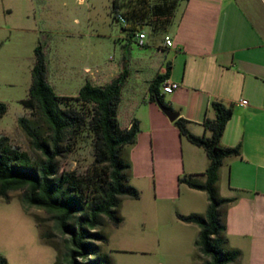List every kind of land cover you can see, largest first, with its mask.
Listing matches in <instances>:
<instances>
[{"label":"rangeland","instance_id":"1","mask_svg":"<svg viewBox=\"0 0 264 264\" xmlns=\"http://www.w3.org/2000/svg\"><path fill=\"white\" fill-rule=\"evenodd\" d=\"M112 1L0 0V101L6 105L0 117V135L8 136L13 145L33 159L41 154L30 147L18 118L31 117L20 101L28 97L34 48L38 44L45 54L48 83L61 96H76L86 81L108 83V67L121 63L122 52L128 60L131 83L139 82L146 74L136 69H148L160 61L157 45L167 32L153 34L146 26L137 27L134 34L122 31V25L113 18ZM171 29L170 25L166 28L169 32ZM139 30L147 32L143 45L136 39ZM123 97L121 110L140 118L145 100L138 98V103L132 105L127 103L125 92ZM123 118L121 124L125 122ZM38 124L45 135V125ZM64 145L67 150L58 157L60 168L83 172L93 160L90 134L84 131L76 139H67ZM140 146L137 133L135 142L123 150L130 162L129 182L140 196L121 197L118 213L122 221L118 226L105 219L100 230L107 241L101 244V252L108 256L109 264H199L201 259L194 257L196 232L175 212L178 204L181 214L200 213L194 211L200 210L199 203L183 202L188 196L182 190L179 202L155 199L152 166L145 164ZM217 187L219 194H228L223 186ZM19 193L10 191L9 201L0 198V254L8 264H53L57 253L63 251V237L54 234L53 221L43 209L31 207L24 212ZM44 231L53 234L49 240L57 249L41 238ZM250 242L227 240L228 245L240 251L230 264H264V242L259 246Z\"/></svg>","mask_w":264,"mask_h":264},{"label":"trees","instance_id":"2","mask_svg":"<svg viewBox=\"0 0 264 264\" xmlns=\"http://www.w3.org/2000/svg\"><path fill=\"white\" fill-rule=\"evenodd\" d=\"M187 0H113V18L121 14L126 24L123 31L134 34L137 27H148L153 34L166 31L173 23L178 5ZM141 31V30H139ZM35 63L31 69L28 97L21 103L29 109L31 117L20 116L18 125L29 140L30 147L41 157L30 154L11 143L6 135H0V198L9 201L10 191H19L24 212L31 207L43 209L53 221L55 235L63 237V251H59L53 264H109V258L101 252V244L107 241L100 230L107 219L118 226L122 217L118 213L121 197L139 198L138 189L129 182V160L124 147L135 142L140 130L133 118L127 127L118 120V106L127 69L104 85L86 81L76 96L55 93L47 80L46 58L41 44L34 48ZM165 71L156 74L148 85L149 100L171 108L161 92L163 82L169 77L170 61ZM213 118L205 117L202 124L209 135H197L188 127V120L180 115L173 123L181 136L190 143L202 147L208 165L202 173L178 177L179 183L202 190L207 195L204 213L176 212L179 220L196 224L199 228L194 240L195 258L199 264H230L240 256L237 248L227 246L226 224L223 208L234 197H224L218 192L219 168L226 157L240 155V145L225 146L221 138L233 105L219 100L210 103ZM6 105L0 101V117ZM39 122L46 127L44 135ZM86 131L91 136L93 160L83 171L61 169L58 157L66 152L64 145L69 138L76 139ZM41 238L57 249L49 238L52 233L41 232ZM0 264H8L0 254Z\"/></svg>","mask_w":264,"mask_h":264},{"label":"crops","instance_id":"3","mask_svg":"<svg viewBox=\"0 0 264 264\" xmlns=\"http://www.w3.org/2000/svg\"><path fill=\"white\" fill-rule=\"evenodd\" d=\"M170 27L166 32L173 44L165 46L161 37L157 45L160 61L148 69H136L146 71L139 82L131 83V71L127 70L118 106L119 123L127 127L136 118L121 110L124 92L129 104H137L138 98L145 100L142 115L136 119L140 151L145 164L152 166L155 199L179 202L182 190L188 196L183 202H198L200 210L194 211L204 213L206 193L179 183L178 177L202 173L208 165L206 153L181 136L159 105L149 100L148 85L170 61L166 80L177 86L170 93L161 92L165 102L188 120V129L197 135H209L202 122L206 116H214L211 101L232 104L233 114L221 143L239 144L241 152L226 157L219 168L217 186L228 191L220 195L235 198L223 208L225 235L228 241L244 239L259 246L264 242V0H187L178 5ZM120 62L109 65L108 82L128 68L123 52ZM242 99L247 103L240 104ZM121 117L125 121L122 124ZM175 212H183L178 204ZM185 224L197 236L198 226Z\"/></svg>","mask_w":264,"mask_h":264},{"label":"built area","instance_id":"4","mask_svg":"<svg viewBox=\"0 0 264 264\" xmlns=\"http://www.w3.org/2000/svg\"><path fill=\"white\" fill-rule=\"evenodd\" d=\"M118 21L122 24V25H125L126 24V20L125 18L121 15V14H118ZM146 37V33L144 31H139L136 33V39L138 41V43L140 45H143L144 44V38ZM163 43L165 46H172L173 42H172V39L169 35L165 34L163 36ZM177 86L176 83L172 82V81H169V80H165L161 86V89L164 93H170L173 91V89ZM247 101L242 99L240 101V104H246Z\"/></svg>","mask_w":264,"mask_h":264},{"label":"water","instance_id":"5","mask_svg":"<svg viewBox=\"0 0 264 264\" xmlns=\"http://www.w3.org/2000/svg\"><path fill=\"white\" fill-rule=\"evenodd\" d=\"M159 107L166 114V116L168 117V119L171 122H173L176 118H178V116H179V112L178 111H176V110H174L172 108L163 106V105H159Z\"/></svg>","mask_w":264,"mask_h":264}]
</instances>
